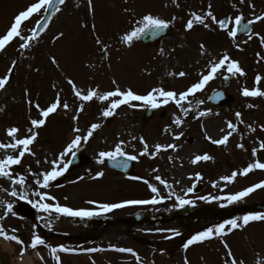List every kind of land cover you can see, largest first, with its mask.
I'll return each instance as SVG.
<instances>
[{
  "label": "rangeland",
  "instance_id": "rangeland-1",
  "mask_svg": "<svg viewBox=\"0 0 264 264\" xmlns=\"http://www.w3.org/2000/svg\"><path fill=\"white\" fill-rule=\"evenodd\" d=\"M14 1L0 0V30L2 32L5 29L7 30L18 12L24 10L29 4L34 2V0ZM163 1L128 0V3L124 4L123 0H92L94 14L90 15L87 0H66V3L61 7V12L52 19L48 29L44 32L43 39L36 42V44L34 43L33 49L21 50L14 80L6 86V90L0 91V106L5 108V111L0 113V142H7L9 139L5 134V129L16 126L21 129V135H23L24 130L29 127V114L33 118L38 116L34 109L31 110V113L29 112V107L25 103L23 96L25 87L31 91L33 101L38 100L41 106L44 107L55 96V91L52 89L51 84L53 81H56L58 87L65 89L62 96L72 105L73 109L78 105L79 102L71 95L70 87L64 83V77L57 73L50 64V56H55L65 73L74 78L77 85L82 88L87 89L89 86L99 85L101 91L109 90L112 88L111 80L116 79L122 88L131 87L134 91L143 94L150 90V88L160 85L166 89L182 91L198 78L196 72L203 69L207 62V57L199 56L196 40L205 43L213 57L218 56L222 52H228L233 59L240 61L241 67L246 73L243 77L238 76L230 79L229 92L230 94H234L236 99L226 106H214L210 105L206 100L205 94L207 89L197 94L195 99L205 101L198 110L211 109L214 115L205 117L202 120H195L191 118L194 115L193 113L190 114L189 119L186 120L181 129H175L173 126L175 132H184V136L180 141H173L170 135L164 134L162 131L170 124L172 114L176 111L173 105L157 109L148 125L142 127L141 117L147 109L136 110L124 106L118 110V115L106 121L100 116L102 108L106 106L105 104H101L98 101L86 104L84 112L81 113L79 118V127L86 130L91 123L102 124V127L97 130L89 141L91 148L88 151L83 150L89 158H92L91 161L95 166V170L94 172H88V176L83 180L79 179L81 177L80 173L83 170L71 171L72 173L65 175L62 179L64 181L63 183L61 181L62 186L54 188L56 190L59 189L57 191L60 193L58 200L68 206H90L84 203L91 195L88 191L96 192L99 198L104 201L123 197L132 199L145 197L144 199H150L153 194L148 190L147 185L142 184L141 181H138V183L134 180L127 181L123 176L106 170L105 165H97L95 163L96 153L102 150H111L119 138V140H123L127 144L125 151L135 154L133 148L138 152L142 150V146L138 140L127 143L133 136H143L149 145L157 142L162 144L176 143L178 145L176 152L169 150L166 153H161L155 160L140 157L139 162L135 163L136 173L145 179H149L150 177L149 182L157 186L161 196L165 198V202L163 203L144 205L145 209L149 212L153 211L152 213H168V211L176 207L175 196L171 199L167 198L168 192L172 191L177 196L191 200L193 202L190 205L191 207L193 206L192 208L204 207L208 209L206 217H198L201 221L186 222L183 225L186 229L181 228L180 225L174 226L173 224H161L151 227L149 224L152 222L147 221L149 224L146 223L144 225L150 230L148 233H144V231L140 230L144 225H130L129 229L132 230L133 235L137 233L147 237V239H154L159 244L155 245L152 240H149L148 243H141L140 241L130 240L126 236L125 231L127 228L124 221L129 214V210L121 209L115 211L110 223H106L103 227L106 232L100 238L99 246L131 248L141 258L140 264H183L185 255L191 264H223L221 258L225 256V249L218 239L193 245L186 253L183 251V244L192 235L202 231L203 227L207 228L210 225L214 226L222 223L224 220L231 219L230 216L235 213L232 210L234 207L264 201V189H258L246 197L244 201L228 205L225 208H221L219 205L220 203H227L226 201L217 202L213 200L210 203H206L199 199L201 196H225L233 194L255 183L264 181V171L262 170H255L246 177L238 176L235 182L230 185H225L220 180L222 176L230 175L232 171H238L246 167L250 162H253L251 150L254 147H258L256 143L258 139L264 140V132L259 130V126L264 125V97L252 98L241 95L243 87L249 89L254 87L256 52L252 48L251 42L255 44L256 39L247 43L250 44L251 49H248V45L244 46V43L239 42L240 46L246 47L244 48L245 53L237 51L234 44L231 45L230 42L222 44L218 39H208L205 36H199L197 39L198 35L192 37L190 45H186L183 44L180 33L177 31H175L170 41H172V44L181 43L183 47L180 48L181 46L179 45V50L169 52L166 44L163 50L164 55L154 53L152 48H144L139 41L134 42L131 48L122 46L118 42L117 37L130 28L129 21L131 19L123 9L125 7L132 9L136 18H139L140 15L146 12L159 15L164 19L177 13L174 9L171 11L168 7H165L162 4ZM77 4H79V7H77ZM187 8L190 9V7ZM198 10L197 7L196 11ZM38 18L37 16H33L31 20L26 22L27 25L33 24ZM93 23L96 27V33L112 45L105 63H101L94 45V37L91 35ZM81 24H85L87 27L82 28ZM60 32H63L64 36L53 43V38ZM18 42L15 40L12 43L13 46L11 45L6 49V51L9 49L8 58L3 63L0 62V75L6 72L14 59L15 49L18 48L21 41ZM241 48L243 49V47ZM45 49L47 50V55ZM236 53H241L248 59L241 58L242 56ZM34 54L36 57H33ZM9 60L10 62H8ZM197 60L200 61L199 64L196 63ZM167 64L168 66H166ZM86 65L94 67H86ZM36 68H39L40 71H34ZM173 70L177 72L185 70L189 75L181 79L167 77L166 73ZM221 78L213 81L212 87L216 85L215 82H219L221 85ZM260 87L261 90H264V84L260 85ZM195 99L193 103H195ZM248 104H253L255 107L248 108ZM236 112L242 114L241 119L243 120V124L235 119ZM215 113H219V115H215ZM72 114L74 112L66 116L63 111H60L49 117L46 127L40 130L38 141L33 147V150L36 152V159L41 160V165L37 167L35 160L29 156L25 158L22 166L16 168L17 172L26 175L25 169L29 165H31L34 172L49 167V165L43 163L45 158L42 156L45 155L48 159H52L55 154L62 150L61 146L64 142L70 139L72 135ZM225 121L236 123L239 129L237 133H234L230 137L227 146L217 147L204 139V133L200 127L201 123L204 124L208 135L213 138H220L224 134L220 129L224 128L227 131ZM247 125L257 128V131L255 133L249 132ZM238 143H243L245 149H238L236 147ZM53 144H57L54 145L57 149L52 151L51 145ZM205 152L212 155L214 159L208 162H201L197 165H192L189 162L194 154H203ZM3 155L4 153L0 151V156ZM169 156L173 157L171 163L168 161ZM256 159L264 162V151L258 152ZM153 168H158L159 173H152L151 170ZM99 170L104 171V177L98 181L89 182L92 180L91 176H94ZM196 173H200L203 179L196 180ZM156 174L167 180L172 185L171 189H165L163 185L153 180V176ZM73 177L76 180H73ZM89 178L90 180H87ZM32 179V177L27 178V184L25 185L27 191L35 189ZM72 181H76V183H72ZM214 182L217 184V187L212 186ZM0 184L5 186L6 189L9 188L11 190L8 180H0ZM193 184H195V187L192 193L185 196V190L192 187ZM92 185L95 187H92ZM14 187H16L17 191L20 190L18 185ZM75 190H87L85 194L87 198L83 197V193L78 198L79 192L75 193ZM52 192L55 194V191L52 190ZM28 193L31 196V192ZM63 197H67V200L64 201ZM33 199L36 198L33 197ZM2 209L3 206L0 208L1 212ZM244 214H248V212H241L238 216ZM41 216L48 219L47 213L37 214L36 217ZM45 219H42V222L46 223ZM4 220L6 221V218ZM58 220L60 221V226L65 225L70 227L72 231L76 230L74 233L89 227V224L87 225L86 223L69 225L67 224L69 221L60 218ZM101 224L96 227L100 229ZM65 226L61 227L68 229ZM154 228L157 230H152ZM98 229L97 234L100 233ZM171 229L178 230L181 235L175 236L172 239H165L166 236L172 235L170 231H167ZM87 231H90L89 228ZM184 234L186 235L185 237H183ZM19 238L23 242L26 240L24 234ZM224 239L228 242L235 256L238 259H243L245 264H256V253H259L260 257L264 258V222L250 223L243 230L234 231ZM28 241H31V239H28ZM9 244L11 247H7L4 244L0 245V260L2 261L0 264H56L52 259L51 253L48 251H45V256L44 254L43 256L40 255L43 257L42 261L40 256H37V251L35 252L36 255L34 254L35 257H33V251L29 250V248H25V255H23L29 259V261H26L23 257L19 256L21 246L13 243ZM99 246H92V248ZM101 253L103 252H99L98 255ZM109 254H106V256H91L89 260L85 256L79 257V259L63 257L62 264H93V261L95 264H137L136 258L132 255L116 254L113 252ZM201 257H203V260Z\"/></svg>",
  "mask_w": 264,
  "mask_h": 264
},
{
  "label": "snow or ice",
  "instance_id": "snow-or-ice-1",
  "mask_svg": "<svg viewBox=\"0 0 264 264\" xmlns=\"http://www.w3.org/2000/svg\"><path fill=\"white\" fill-rule=\"evenodd\" d=\"M229 2L230 6L238 13L234 17L226 15L224 18H218L217 15L214 14L213 5L209 3L207 8L204 10L199 12L190 11L188 13V19L182 23L184 32H191L198 26L208 31L219 30L220 32L225 33L229 40L234 42V47L237 51H243L240 47V43H236L238 35L243 33L247 36V39L242 41V43L247 44L253 39H256L259 40L261 48H264V34L254 32L250 27L257 23L264 22V12L257 14L255 12V5L251 2V0H239L240 5L246 4L247 7L252 10V17L246 20L243 13L237 8L236 4L231 3V0H229ZM65 3L66 0H34V2L29 4L24 10L18 12L14 16L7 30L0 35V53L5 52L15 40L21 41L17 48L18 52L30 49L33 42L38 41L40 34L44 33L48 29L49 22L52 17L61 11L60 6ZM123 3L127 4L128 0H123ZM171 4L177 8L180 7L178 0H171ZM164 6L168 7V4H165ZM77 7H79V4H77ZM87 7L89 14H94L92 0H87ZM123 11L131 17L129 21L130 28L120 34L117 39L118 42L126 48H131L134 45V42L142 39H156L157 37H160L162 34L166 33V31L169 30L178 19L175 15H173L171 19H164L163 17L155 15L151 12H146L140 15L139 18H136L132 9L125 7ZM33 16H38L39 19L36 20L35 25H33L32 28L28 29V34L26 35L24 25L27 21L31 20ZM41 21H44V23ZM212 26H215V28ZM81 27L84 28L87 27V25L81 24ZM91 35L94 37V42L98 46L99 52L102 54V58L106 60L112 45L107 43L96 33L94 23L91 27ZM63 36L64 33L60 32L53 38V43H55L56 40L61 39ZM181 47H183V45H181ZM171 51L174 52L175 49H172ZM160 54L164 55L162 49ZM198 54L200 57H207V62L203 69L196 72V76L198 78L194 82L190 83L184 90L176 91L174 89H166L160 85L150 88V90L143 94L134 91L131 87L122 88L117 83L116 79L111 80L112 88L109 90L101 91L99 85L89 86L87 89L82 88L77 85L74 78L65 73L59 60L55 56H50V64L57 73L64 77V83L70 87L71 95L79 103L75 109H73L72 105H70L69 102L62 96L65 89L58 87V83L56 81H53L51 84L52 89L55 91V96L52 101L44 107L41 106L38 100L33 101L31 98V91L25 87L23 96L25 98V103L29 107V112L31 113V110L34 109L38 116L33 118L31 114H29V127L24 130L23 135H21V129L19 127L11 126L5 129V134L9 139L7 142H0V151L4 153L3 156H0V178H4L10 182L11 190L0 188V191L6 192L8 196L14 197L16 200H24L38 213H47L49 216L55 213L57 219L60 217L80 218L82 220L91 219L92 217L101 216L116 209L129 206L156 205L165 202V198L161 196L158 187L150 183L148 179H143L139 176H128L127 179L141 181L147 185L149 191L153 194L150 199H130L119 203H99L94 200H86L84 203L92 206L91 208H73L66 204H60L56 200V197L51 195L47 190H49L60 177H63L69 171L70 166L74 163V160L77 154L82 150V147L87 145L97 130L102 127L101 123L95 122L91 123L86 130L79 127L78 122L80 115L84 112L85 105L88 103L98 101L101 104L106 105L100 112V116L104 120L118 115V110L124 106L130 109L157 110L173 105L176 111L172 114L170 124L162 130L164 134L170 135L173 141H180L184 136L183 131L175 132L173 130V126L175 129H181L186 120L189 119L190 114L194 113L191 118L195 120H202L205 117L214 115L211 109L198 110L200 106L205 103V101L195 99L197 94L204 92L210 83L218 77H222V79L227 82L234 77H243L246 73L241 67L240 61L233 59L226 51L213 57L205 43L201 42L198 45ZM256 55L258 63L261 60H264V56H261L259 52ZM196 63L199 64L200 61L197 60ZM16 66L17 60H12L11 65L7 68L6 72L3 75H0V91L6 90V86L10 83L11 75L13 74ZM86 67L94 66L86 65ZM34 71L39 72L40 69L36 68ZM166 75L172 79H181L186 78L189 73L185 70H180L178 72L173 70L168 71ZM262 81H264V76L257 74L254 79V87L252 89L243 87L241 89V95L252 98L264 97V90H261L260 87ZM216 97L222 98L223 93L216 92ZM194 99L195 103H193ZM209 99L211 100L213 97H209ZM247 107L253 108L255 105L248 104ZM4 111L5 108L0 106V113ZM60 111H63L66 116L69 113L74 112V114L71 115L72 135L70 139L62 147V150L55 154L52 159H48L47 156L45 157L43 163L49 165L47 169L34 172L31 165H29L25 169L26 175L17 172L16 168L18 166H22L25 158L29 156L35 160L37 167L41 165V160L36 159V152L33 150V147L38 141L40 130L46 127L49 117ZM215 115H219V113H215ZM241 116L242 114L240 112L235 113V119L243 124ZM225 123L227 131H225L224 128H221L220 131L224 134L220 136V138H213L208 135L204 124L201 123L200 127L201 131L204 133V139L217 147L227 146L230 137H232L234 133H237L239 129L237 124L232 121H225ZM247 128L251 133H255L257 131V128L252 125H247ZM259 130L264 132V125H260ZM135 140H138L139 144L142 146V150L137 152L136 149L133 148V152H135V154H130L125 151V148L127 147L125 141L119 140L118 138V142L111 150H102L96 153L95 163L97 165H104L107 161L112 167L126 170L129 166L128 162H139L140 157H147L150 160H155L161 153H166L169 150L176 152L178 150V145L176 143L162 144L157 142L149 145L143 136H133L127 143H131ZM256 143L258 144V147H254L251 150L253 162H250L246 167L238 171H232L230 175L222 176L220 180L224 182L225 185L233 184L238 176L246 177L249 173L255 170L264 171V162L256 159L258 152L264 151V140L258 139ZM236 147L241 150L245 149V145L243 143H238ZM213 159L214 157L212 155L205 152L203 154H194L189 162L192 165H197L201 162L212 161ZM168 161L171 163L173 161V157L169 156ZM151 171L152 173H159L158 168H153ZM104 175V171L99 170L94 176H91V179L99 180L103 178ZM28 177L33 178L32 184L35 185V189L31 191V196L36 199L29 198V193L25 187ZM84 178V176H81L79 179L83 180ZM153 179L157 181L158 184L163 185L165 189H171L172 187V185L169 184L167 180L163 179L159 174L154 175ZM195 179L201 180L203 177L200 173H196ZM72 183H76V181H72ZM177 183L179 182L177 181ZM16 185L19 186V191H17L16 187H14ZM212 186L217 187V184L214 182ZM194 187L195 184L186 189L185 196L192 193ZM258 189H264V181L255 183L252 186L246 187L233 194L225 196H201L199 199L205 201L206 203H210L213 200L217 202L226 201L227 203H220L219 205L221 208H225L228 205L244 201L246 197ZM173 196H175V206L177 207L183 208L186 205L193 204L191 200L177 196L174 192L169 191L167 198L171 199ZM65 200H67V197H65ZM49 201L51 203H49ZM0 205H3L5 209L4 214L0 216V220L5 219L9 214L15 215L13 203L0 200ZM39 218L45 219L43 216ZM253 222H264V212L244 214L235 218L224 220L222 223H218L214 226L207 227L187 239V241L183 244V251L186 253L193 245L203 244L207 241L218 239L225 249V256L221 258L223 264H245L243 259H238L235 256L228 242L224 238L234 231L243 230ZM48 227L49 230H51V221L48 223ZM15 231V229L11 230L12 233ZM167 231H170L172 235L166 236L165 239H172L175 236L181 235V233L175 229ZM0 237H2L5 241H14L16 244L20 245L21 250L19 256L21 258L23 257L25 245L18 236L10 234L9 231H6L2 226H0ZM38 246L48 248L52 259L56 262V264H62L58 253L73 252L72 249L63 245L58 247L47 245L45 240L34 231L31 242L26 247L35 250ZM108 250L119 253H128L136 258L137 264H140L141 258L131 248L113 247ZM85 251L87 253H94L106 251V249L88 248ZM37 256H40L39 252H37ZM256 256V264H264V258L260 257L259 253H256ZM40 259L43 261L42 256H40ZM201 259L203 260V257H201ZM93 264H95L94 261ZM183 264H191L186 255L184 257Z\"/></svg>",
  "mask_w": 264,
  "mask_h": 264
},
{
  "label": "flooded vegetation",
  "instance_id": "flooded-vegetation-1",
  "mask_svg": "<svg viewBox=\"0 0 264 264\" xmlns=\"http://www.w3.org/2000/svg\"><path fill=\"white\" fill-rule=\"evenodd\" d=\"M168 2H171V0H168ZM178 2L180 5L181 4L189 5L190 9H186V8L184 9V11H188V12L193 10V8H192L193 6H200V8L202 10H204L205 7L207 8V5L209 3H211L213 5L214 14H216L218 18H224L226 15L234 17L236 14H238L236 12V10L230 6L229 0H178ZM251 2L255 5V12L257 14L264 12V0H251ZM231 3L236 4L237 8L240 9V11L243 13L246 20L250 19L252 17V10L249 9L246 4L240 5L239 0H231ZM246 12H247V15H245ZM186 15H188V13L183 14V16H186ZM212 27L214 28V26H212ZM250 27H252V30L254 32H259L261 34H264V22L257 23L255 25L250 26ZM181 28H182L181 31L184 32L183 27H181ZM196 28H201V27L198 26ZM216 33H221V32L219 30H216L214 34H216ZM256 49H257L256 53L259 52L261 54V56H264V48L262 49L258 45V40H256ZM256 60H257V55H256ZM257 74L264 76V66L256 68V75ZM2 198H4V195L0 191V200H3ZM6 201L12 202V201H17V200L14 197H10V198H7ZM2 206L3 205H0V208ZM14 209H15V206H14ZM3 210H4V206H3L2 212L0 210V216L3 215L2 214ZM14 213H15V211H14ZM15 215H16V213H15ZM52 219H53V215H51L49 218V222L51 221V227H58L57 225L52 223ZM30 224L32 226H30L26 222L22 221L19 216H14L12 214H9L6 217V221L4 219L0 220V226L4 225L3 228L6 231L10 232L12 229H17L19 231L20 235L21 234L22 235L28 234V231H30L32 234L34 231L36 233V229H37L36 225L33 222H31ZM55 232H58V231H55ZM15 235H19V234H15Z\"/></svg>",
  "mask_w": 264,
  "mask_h": 264
},
{
  "label": "water",
  "instance_id": "water-1",
  "mask_svg": "<svg viewBox=\"0 0 264 264\" xmlns=\"http://www.w3.org/2000/svg\"><path fill=\"white\" fill-rule=\"evenodd\" d=\"M48 15V14H47ZM42 23H44V21H42ZM101 58H102V54H101ZM103 59V58H102ZM104 60V59H103ZM250 209H251V211L252 212H257V211H260V210H264V207H262V206H259V205H256V206H252V207H250ZM181 212H183L182 210H179V211H177V212H174L173 213V217H175V216H184V215H180V213ZM189 216H193V214H190ZM169 220H171V219H169Z\"/></svg>",
  "mask_w": 264,
  "mask_h": 264
},
{
  "label": "bare ground",
  "instance_id": "bare-ground-1",
  "mask_svg": "<svg viewBox=\"0 0 264 264\" xmlns=\"http://www.w3.org/2000/svg\"><path fill=\"white\" fill-rule=\"evenodd\" d=\"M23 258H24V260L29 261V259L27 258V256H24Z\"/></svg>",
  "mask_w": 264,
  "mask_h": 264
}]
</instances>
